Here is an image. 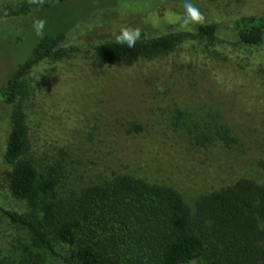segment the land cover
Instances as JSON below:
<instances>
[{"label": "rangeland", "instance_id": "374dc122", "mask_svg": "<svg viewBox=\"0 0 264 264\" xmlns=\"http://www.w3.org/2000/svg\"><path fill=\"white\" fill-rule=\"evenodd\" d=\"M27 5L34 6L28 0H0V26ZM194 5L205 16L203 25L218 26L216 37L199 36L198 24L185 28L175 22L184 15L176 2L139 13L131 22L118 9L105 10L97 16L108 24L119 16L124 24L117 29H141L137 42L165 36H179V42L170 51H149L132 65L105 63L93 50L97 41H115V33L107 32L34 66L17 103L31 143L24 159L39 172L55 166L64 190L126 174L177 190L191 210L198 197L237 180L264 185V40L256 46L240 44L232 28L238 18L263 15L264 0H195ZM56 17L43 13L37 19L49 23ZM8 41L0 38V85L30 49ZM176 110L200 129L227 127L232 142L194 143L186 129L174 124ZM9 113L0 102V208L24 215L30 210L3 181ZM59 251L70 261V248ZM0 264L65 263L33 247L25 228L1 214Z\"/></svg>", "mask_w": 264, "mask_h": 264}, {"label": "trees", "instance_id": "16d2710c", "mask_svg": "<svg viewBox=\"0 0 264 264\" xmlns=\"http://www.w3.org/2000/svg\"><path fill=\"white\" fill-rule=\"evenodd\" d=\"M171 2L184 4V0H52L12 11L2 21L0 38H8L17 47H30L0 85V102L10 108L3 181L30 212L19 215L0 208V215L25 228L33 247L65 264L71 260L74 264H186L195 259L203 264H264V185L237 180L198 197L191 210L177 190L126 174H114L102 184L80 190H64L55 166L39 172L24 159L31 143L25 114L17 103L32 68L67 46L107 32L118 33L117 24H124L119 16L114 19L118 22L108 24L97 16L102 11L118 9L131 22L137 14ZM43 13L59 17L46 22L41 39L33 21ZM232 28L238 43L259 45L264 40V14L238 18ZM219 32L214 24L196 28L201 37L214 38ZM148 40L136 42L134 48L100 40L93 51L102 62L132 65L149 51L172 50L179 36ZM175 113L174 124L186 129L194 143L232 142L227 127L200 129L187 124L180 110ZM63 247L70 248V261L59 251Z\"/></svg>", "mask_w": 264, "mask_h": 264}, {"label": "clouds", "instance_id": "9594fccd", "mask_svg": "<svg viewBox=\"0 0 264 264\" xmlns=\"http://www.w3.org/2000/svg\"><path fill=\"white\" fill-rule=\"evenodd\" d=\"M31 5L43 6L45 0H28ZM184 15L182 17L176 16L175 22L181 23L182 27L187 28L190 24L203 25L205 23L204 14L197 8L191 0H184L183 4ZM175 16V14H171ZM46 21L43 19H36L33 21V29L35 34L41 39L44 38V29ZM115 35V41L118 44L126 45L128 48H134L136 42L141 39L142 31L139 28L130 26L121 27L119 34Z\"/></svg>", "mask_w": 264, "mask_h": 264}]
</instances>
